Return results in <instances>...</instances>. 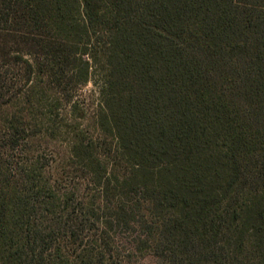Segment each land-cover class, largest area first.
<instances>
[{
  "label": "trees",
  "instance_id": "16d2710c",
  "mask_svg": "<svg viewBox=\"0 0 264 264\" xmlns=\"http://www.w3.org/2000/svg\"><path fill=\"white\" fill-rule=\"evenodd\" d=\"M94 66L117 155L73 144L102 189L79 211L5 89ZM0 116V264H120L118 229L163 264H264V0H0Z\"/></svg>",
  "mask_w": 264,
  "mask_h": 264
},
{
  "label": "rangeland",
  "instance_id": "374dc122",
  "mask_svg": "<svg viewBox=\"0 0 264 264\" xmlns=\"http://www.w3.org/2000/svg\"><path fill=\"white\" fill-rule=\"evenodd\" d=\"M12 71L8 74L6 98L12 99L10 111L19 115L21 110V125L26 126V133L32 134V139L26 140V148L29 147L31 153L36 154L41 165L52 168L53 176L59 177L60 191L72 196L71 204L75 209L83 210L90 200L100 196L102 189L91 180L88 170L81 168L75 157L70 156L73 144L83 137L91 139L93 149L101 154L109 169L115 163L114 157L117 155L115 141L101 136L97 125L98 109L103 101L99 68L93 67L88 83L82 84L74 80L61 86L46 80L41 82L37 74L27 81L22 70L21 74ZM21 142V147L13 151L10 161L21 159L22 164L26 161V152L23 150V140ZM89 233L94 235L95 232ZM88 235V241H92L91 234ZM112 236L115 262L164 263L156 255L132 250L133 234L118 229L114 230Z\"/></svg>",
  "mask_w": 264,
  "mask_h": 264
}]
</instances>
